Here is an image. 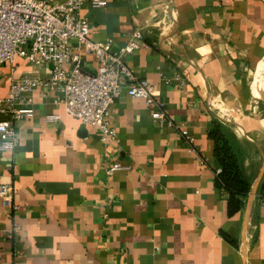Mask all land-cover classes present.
<instances>
[{
    "label": "crops",
    "instance_id": "obj_1",
    "mask_svg": "<svg viewBox=\"0 0 264 264\" xmlns=\"http://www.w3.org/2000/svg\"><path fill=\"white\" fill-rule=\"evenodd\" d=\"M102 1L80 6L88 39L116 48L140 30L145 46L124 61L152 85L165 120L122 90L109 107L115 139L102 143L42 85L49 65L3 62L0 97L22 76L37 85L23 94L31 115L13 121V150L0 151L15 206L0 204V264H264L263 1ZM79 55L93 74V55ZM212 121L248 181L230 216L214 182ZM113 163L127 168L108 171Z\"/></svg>",
    "mask_w": 264,
    "mask_h": 264
},
{
    "label": "built area",
    "instance_id": "obj_2",
    "mask_svg": "<svg viewBox=\"0 0 264 264\" xmlns=\"http://www.w3.org/2000/svg\"><path fill=\"white\" fill-rule=\"evenodd\" d=\"M264 3V0H262ZM83 0H0V65L12 63L15 56L23 57L34 65H49V75L42 85L57 92L56 101L64 111L81 124L96 129L102 143L115 139L116 130L109 122V107L124 90L127 96L143 99L155 109L150 117L165 120L160 103L154 101L155 90L145 79L136 76L124 61V56L140 46L142 34L132 31L125 43L112 47L111 41H91L88 21L79 9ZM102 0H89L90 7H100ZM75 40L74 44L69 41ZM93 55L96 66L93 74L80 71V50ZM13 69L15 67H12ZM37 80L22 76L9 84L0 97V151L14 148L13 121L32 113L31 100L24 93L32 90ZM46 121H55L57 115H45ZM185 135V131H180ZM126 169L113 163L108 171ZM217 171V169H216ZM0 204L11 209L12 193L7 184H0Z\"/></svg>",
    "mask_w": 264,
    "mask_h": 264
},
{
    "label": "trees",
    "instance_id": "obj_3",
    "mask_svg": "<svg viewBox=\"0 0 264 264\" xmlns=\"http://www.w3.org/2000/svg\"><path fill=\"white\" fill-rule=\"evenodd\" d=\"M206 136L212 143L211 157L217 169L214 173L215 186L226 195L225 211L230 216L239 210L248 190V181L240 171L235 152L219 123L212 121Z\"/></svg>",
    "mask_w": 264,
    "mask_h": 264
}]
</instances>
